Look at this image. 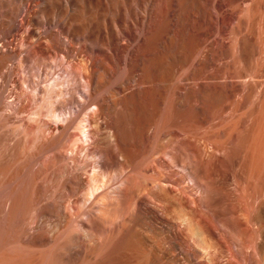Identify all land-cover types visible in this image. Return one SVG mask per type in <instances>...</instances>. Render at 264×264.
Segmentation results:
<instances>
[{"label":"bare ground","instance_id":"obj_1","mask_svg":"<svg viewBox=\"0 0 264 264\" xmlns=\"http://www.w3.org/2000/svg\"><path fill=\"white\" fill-rule=\"evenodd\" d=\"M263 101L264 0H0L1 183L26 168L31 194L9 183L36 196L15 231L21 196L0 185L35 246L20 264H232V215L208 203Z\"/></svg>","mask_w":264,"mask_h":264},{"label":"rangeland","instance_id":"obj_2","mask_svg":"<svg viewBox=\"0 0 264 264\" xmlns=\"http://www.w3.org/2000/svg\"><path fill=\"white\" fill-rule=\"evenodd\" d=\"M6 95V97H5V99L6 98H8L9 100L11 99V100H13L12 98H9L8 97V95L9 94H5ZM7 99V100H8ZM7 100H6V102H7ZM8 100V102H10ZM256 104L257 103H255V106H256ZM261 104V105H260ZM262 104H263V106H262ZM254 105L252 106V108H253V110L255 111L254 112V114H253V116L251 115L250 116V121H249V125H247V127H246V129L244 128V131H242L240 134H238V136H241V137H238V139L237 140H240L239 141V143H236V147H237V152H236V155H234V160H232L231 158L232 157H230V158H228V166H229V173H230V171L232 172V173H230V176H229V178L232 176V177H234L235 179H236V177H237V179L238 180H242L243 182L245 181V180H247V184H245L246 182H244L243 184L244 185H246V186H244L243 185V187L245 188V191L247 190V194H246V192H245V194H246V196H241V195H239V196H241L242 197V199L243 198H245V200L243 199V201L245 202V204H246V209H243L244 207V205L243 204H241V203H243V201L242 202H240V203H238L239 201H240V199H241V197H240V199H239V197L237 198V196L236 195H238V193L236 194V193H234L236 190H235V181H237V180H234V179H232V177H231V183H230V185H229V188H228V191H230V193L231 194H229V196L227 197V198H224L223 196H217V197H215L213 200H211V203L209 204L208 203V205H209V207L211 206H213L212 208L215 210L216 209V214L219 216V219H222L223 217V215L225 216V214H230L231 213V215H232V218H230L229 219V224H230V227L232 228V230H231V234H232V240L233 239H235V240H233L234 241V243H233V241H231V237H230V239H229V241H228V246L230 245V247H229V250H230V248L231 247H233L232 249H234L235 250V247H236V249H237V245H239V244H237V243H239V242H237L238 240H237V238H239V236L237 235V234H239L240 233V230L238 229V227H237V225L235 224L236 223V220L237 219H239V215H240V211H243V212H245V210H247L246 211V217H245V226H244V236H246V237H243V240H244V242H245V244H244V247L246 248V250H247V252H246V250H245V253H244V250H243V252H241L239 249V246H238V248L239 249H237L236 251H237V255L239 256L241 253L242 254H245V256H241L240 255V257H238L237 255H236V253H235V251L233 250H230V252H231V254H233V252H234V254H235V256H236V259H238V261H239V264H242V263H240V262H243V263H245V261L242 259V257L243 258H245V260H247L246 258H247V256H248V252H250V254H249V256L248 257H250V256H252L253 254H255L254 252L258 249L259 251V254L257 253V251H256V253L257 254H255V255H259L258 257H256V256H254L253 255V257H254V259H251L252 260V262L249 260V258H248V261H246V263L247 264H250V262H251V264H255L256 263V261L258 260L259 261V263H261V264H264V101L262 102V103H260V102H258V105L255 107ZM260 107V108H259ZM263 110V111H262ZM260 118V119H259ZM252 119V120H251ZM255 124H254V123ZM251 125V126H250ZM5 131H6V129H5ZM246 131V132H245ZM243 133V134H242ZM248 133V134H247ZM5 135H6V132H5ZM244 135V136H243ZM4 136V135H3ZM2 136V137H3ZM4 137H6V136H4ZM236 140V142H238ZM1 143H2V140H1ZM238 145H239V147H238ZM0 148H1V145H0ZM20 147L18 146V149H19ZM258 148V149H257ZM17 149V146H16V150H15V147H14V149H12V148H10L8 151H6V153H8V152H10L11 154H12V152H13V154H14V150H15V154H17L18 153V151L20 150H18ZM238 149H239V152H240V150H241V152H240V154H239V156H237L238 154ZM1 150H3L2 148H1ZM13 150V151H12ZM252 151V152H251ZM17 152V153H16ZM242 153V154H241ZM13 154H12V159H11V161L10 162H12V160H13V158H15L16 159V157H14V156H16L15 154H14V156H13ZM243 154H244V156H243ZM247 154V155H246ZM7 155V154H6ZM5 155V156H6ZM8 155H10V154H8ZM19 155H21V153L19 152ZM11 156V155H10ZM17 157H18V154H17ZM238 158V160H241L242 161V163H239V161L238 160H236L237 158ZM11 158V157H10ZM4 159H6V157H4ZM9 159V158H8ZM17 159H19V158H17ZM17 159L16 160H13V163H16V165L18 166V164H17ZM231 159V160H230ZM244 159V160H243ZM253 159V160H252ZM4 161V160H3ZM3 161H1L2 163H5L6 161L9 163V160H6L5 162H3ZM15 161V162H14ZM231 161V162H230ZM235 161H238V162H235ZM6 162V163H7ZM234 162V163H233ZM2 163L0 164V166L2 165ZM13 163H12V165L11 166H15V164L13 165ZM230 163H232V164H230ZM237 163V164H236ZM244 163V164H243ZM11 163H9L8 164V166H7V164H3V166H1V167H4V169L6 170H8L9 169V165H10ZM239 164V165H238ZM243 164V165H242ZM7 166V168H5L6 166ZM246 167H245V166ZM238 166V167H237ZM243 166V167H242ZM0 167V169H3V168H1ZM230 167H231V169H230ZM235 167V168H234ZM237 167V168H236ZM11 168V170H12V167H10ZM17 169V167L15 166V167H13V170L12 171H15V169ZM233 168V169H232ZM3 169V170H4ZM18 169H19V173H21V174H19V175H22L23 176V178H21V177H18V175L16 176L15 175V173L13 172V175H15L14 176V178H11L10 179V181H12V179L14 180L15 178H16V180L17 179H20L19 180V182H20V184H19V182H17V184H15L16 183V181H15V183L14 182H11V184L13 185V187H11L12 185H10V181H7V180H4L3 182H5V183H3L4 185H7V186H4L1 182H2V180H3V177H1V175H0V185L1 186H3V187H5V188H2L1 186H0V188H2V189H7L6 191H12L13 192V194L15 193V191H17V190H15V189H17L18 188V191H17V195H15V196H21V195H18V194H20V193H22V191H20L19 192V187H22V189H20V190H23V182H25V180L27 179V178H25L26 176H25V174L23 173L22 174V171L21 170H23V172L25 171V173L27 172V174H28V170H25L23 167L22 168H19V166H18ZM241 169V170H240ZM4 170V171H5ZM6 170V171H7ZM10 170V169H9ZM232 170H234V171H232ZM236 170H237V172H236ZM240 170V171H239ZM5 171V176H4V173H3V175L2 176H4V178L6 179V178H8L9 179V176L8 177H6L7 175H9V174H11V176H12V173H7ZM21 171V172H20ZM11 172V171H10ZM235 172H236V174H235ZM234 173V174H233ZM17 174V173H16ZM26 174V175H27ZM242 174V175H241ZM244 174V175H243ZM240 175V176H239ZM250 175V176H249ZM18 177V178H17ZM28 177V176H27ZM240 179H239V178ZM245 179H244V178ZM1 178H2V180H1ZM21 179H23L24 181L21 183ZM27 181V180H26ZM8 182V183H7ZM241 182V181H240ZM26 183V186H25V188L26 189H28V187H30L31 188V186H29L28 185V183L27 182H25ZM18 184H19V187H18ZM242 184V183H241ZM17 185V186H16ZM22 185V186H21ZM25 185V184H24ZM28 185V186H27ZM231 185H234V186H231ZM11 188H10V187ZM231 186V187H230ZM17 187V188H16ZM232 187H234V188H232ZM10 188V189H9ZM14 188V190H12ZM230 188H232V189H230ZM1 189V190H2ZM9 189V190H8ZM32 189H33V187H32ZM0 190V192L3 194L4 192H2V191H5V190H2L1 191ZM29 190L30 189H28V192H29ZM233 190V191H232ZM235 190V191H234ZM262 190V191H261ZM26 190L24 189V191H23V195H25L26 196V194H31L32 193V190L29 192V193H27V192H25ZM260 191V192H259ZM33 192H34V190H33ZM232 192H233V194H232ZM237 192V191H236ZM26 193V194H25ZM2 194H0V197L2 196ZM244 194V195H245ZM231 195V196H230ZM234 195H235V197H234ZM24 196V197H25ZM29 195H27L26 196V198L28 197ZM31 196H33L34 198L36 197V196H34V195H30L29 197H30V199H32L31 198ZM16 197V198H17ZM29 197H28V200L27 201H30V205H29V207L31 208V209H29V207H27V209H29L30 211L33 209V206L31 205V204H35V202H36V200L34 201V202H32L31 203V200H29ZM21 198V201H22V199H24L22 196L20 197ZM20 198H18V200L20 199ZM36 199V198H35ZM239 199V201H237V200ZM241 199V200H242ZM25 199L23 200V202H25L26 201ZM34 199H32V201H33ZM233 200H235L234 202H233ZM0 201H1V199H0ZM17 201V200H16ZM21 201H18V203L16 204L17 206H18V209H15L14 208V210L15 211H17V210H19V205H20V208H22V206H23V208H25L24 207V205L25 206H27V204H29V202L28 203H24V204H22V202ZM226 202V203H225ZM217 204V205H216ZM223 204H225L224 205V207H222V205ZM232 204V205H231ZM234 204H237V205H234ZM240 204V206H238ZM15 205V206H16ZM22 205V206H21ZM243 205V206H242ZM0 206H1V204H0ZM228 206V207H227ZM235 206V207H234ZM242 206V207H241ZM215 207H217V208H215ZM231 207H234L233 209H231ZM239 207V208H238ZM3 208V207H2ZM2 208H0V210L2 209ZM22 208V210H19V211H17V212H15L14 210H13V212H15V213H13L12 215L13 216H11V215H8V216H10V218H11V220H9L11 223H13V222H15V225L17 224L16 222H17V218L19 217V212L20 211H23L24 209ZM221 208V209H220ZM26 209V210H27ZM238 209H240V210H238ZM29 210L27 211L28 213H26V215H24V216H26V217H24L22 214L23 213H25V212H23V213H21L20 214V216H22L21 218L19 217V220L20 219H24L23 221H25L26 219H27V221H26V224H27V226L28 227H30L31 225H32V223L34 222V220H32V211H31V213H29ZM222 210H223V213H222ZM227 211V212H226ZM237 211H239V212H237ZM1 212V211H0ZM3 212H4V209H3ZM0 213V256L2 257H6L5 259L7 260V261H5V259L2 257V259H4V263L5 264H20V263H23L24 261H27V260H29L30 258H32V256H34L35 255V246L32 244V243H30V241L28 242L27 240H24V237L22 238V234L20 235V239L19 240H16L15 238H13V236H12V234L14 235V233L12 232V230L15 228V225H13V229H10V227L12 226V224L9 222V221H5V217L7 216V215H4V213ZM16 213H19V214H16ZM239 213V215H236V214H238ZM5 216H3V215ZM17 216V218L16 219H13V218H15L16 216ZM33 215H34V213H33ZM234 215V216H233ZM248 215V216H247ZM258 216V217H257ZM238 217V218H237ZM225 218H226V216H225ZM6 219H7V217H6ZM13 219V220H12ZM232 219V220H231ZM257 219V220H256ZM258 219H259V221H258ZM233 221V222H232ZM10 224H9V223ZM20 222L21 221H19V225H16V230L15 231H17V226H18V229L22 226V225H20ZM257 223V224H255L254 225V223ZM22 223V222H21ZM14 224V223H13ZM8 225H10V226H8ZM23 225H25V223H23ZM34 225V224H33ZM260 225H261V227H260ZM27 226L25 227V226H23V227H25V229L24 230H26L27 231V229H29V230H31V228H27ZM234 226V227H233ZM258 226V228H259V230H261V234H259L257 237L255 236V235H257V234H255V235H253L252 236V234H254V232L256 233V231L257 230H254V227H257ZM5 227H6V229H5ZM22 227V228H23ZM12 228V227H11ZM27 228V229H26ZM257 228V229H258ZM235 229H237V232H239V233H236L235 232ZM247 231H246V230ZM256 229V228H255ZM254 230V231H253ZM6 231L8 232L7 234H9V237L7 238V237H5L4 235L6 234ZM14 231V230H13ZM234 231V232H233ZM12 232V233H11ZM234 233H236L235 235H236V237L237 238H234L235 237V235H234ZM15 234H17V233H15ZM24 234V233H23ZM234 235V236H233ZM17 236V235H16ZM251 236H252V240H251ZM255 236V237H254ZM5 237V238H4ZM11 237V238H10ZM14 237H15V235H14ZM248 237V238H247ZM17 238H18V236H17ZM22 238V239H21ZM258 238H259V240H258ZM6 239H7V242H6ZM15 239V240H14ZM240 239V238H239ZM248 239V241H247V244L248 245H250V247H248L247 246V244H246V241L245 240H247ZM256 239V241L255 242H253L254 240ZM12 240V241H11ZM251 240V241H250ZM2 241H4L3 243H1ZM258 241V242H257ZM260 241V242H259ZM6 242V243H5ZM13 242V243H12ZM237 242V243H236ZM249 242V243H248ZM257 242V243H256ZM232 243V244H231ZM253 243H254V245H253ZM233 245V246H232ZM259 245H260V248H259ZM247 246V247H246ZM253 246L254 247H257V248H253ZM2 247V248H1ZM250 248V249H249ZM5 250V251H4ZM37 250V249H36ZM3 252V253H2ZM238 252H239V254H238ZM252 252V253H251ZM2 253V254H1ZM4 253H5V255H4ZM248 253V254H247ZM20 256V257H19ZM225 256H226V254H225ZM224 256V257H225ZM231 256H234V255H231ZM231 256H228V258H227V256L225 257V259L223 258V261H225L226 260V258L227 259H229ZM234 256V257H235ZM0 257V258H1ZM233 257V258H234ZM253 257H250V258H253ZM256 257V258H255ZM35 258H36V255H35ZM35 258H33V259H35ZM258 258V259H257ZM33 259H31L32 260V262H33ZM236 259H234V260H236ZM255 259H256V261H255ZM230 260H231V262H232V264H237V262L236 261H234V260H232V258H230ZM241 260H243V261H241ZM260 260H261V262H260ZM0 261H2V260H0ZM21 261H23V262H21ZM35 261V260H34ZM234 261V262H233ZM28 262V261H27ZM26 262V263H27ZM254 262V263H253ZM25 263V262H24ZM35 263V262H34ZM258 263V264H259ZM1 264H3V262L1 263ZM29 264V263H28ZM31 264V263H30ZM36 264V263H35ZM257 264V263H256Z\"/></svg>","mask_w":264,"mask_h":264}]
</instances>
